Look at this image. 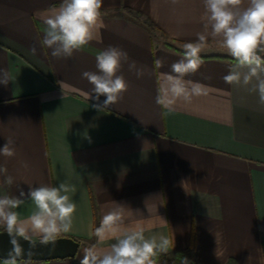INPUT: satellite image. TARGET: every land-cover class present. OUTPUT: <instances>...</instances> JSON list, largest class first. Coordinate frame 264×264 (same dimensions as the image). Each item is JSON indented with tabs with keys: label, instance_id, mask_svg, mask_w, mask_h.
Here are the masks:
<instances>
[{
	"label": "crops",
	"instance_id": "1",
	"mask_svg": "<svg viewBox=\"0 0 264 264\" xmlns=\"http://www.w3.org/2000/svg\"><path fill=\"white\" fill-rule=\"evenodd\" d=\"M61 3L0 0V81H7L0 83V148L9 138L16 145L14 157L0 155L14 178L8 187L0 173V195H19L17 185L25 192L73 185L77 208L62 236L78 240L80 249L104 252L120 230L143 228L147 238L169 240L161 253L170 256L189 250L199 264H264V106L252 85L224 82L235 63L228 53L200 51L199 68L184 79L201 93L172 111L156 103L184 45L208 35L204 0H103V27L92 41L70 58H55L40 41L44 20ZM126 8L149 18L156 31ZM215 44L220 38L209 35L204 47ZM109 46L126 52L144 75L137 78L125 63L118 74L128 90L99 111L95 105L106 97L96 100L82 73L97 71L96 55ZM117 208L121 221L98 241L95 229ZM17 211L26 217L32 206ZM17 264L79 263L74 257Z\"/></svg>",
	"mask_w": 264,
	"mask_h": 264
},
{
	"label": "clouds",
	"instance_id": "2",
	"mask_svg": "<svg viewBox=\"0 0 264 264\" xmlns=\"http://www.w3.org/2000/svg\"><path fill=\"white\" fill-rule=\"evenodd\" d=\"M242 3L243 0H204L207 16L203 28L208 35L199 34L196 42L184 45L183 56L171 65L170 73L164 74L156 96L158 105L172 111L178 101L190 102L194 95L201 93L199 84L184 77L199 68L198 54L210 35L220 38L222 47L235 61L223 76L224 82L244 87L251 84L249 91L256 93L258 103L264 106V0H248L246 7H241ZM102 6L103 0H62L59 9L44 20L41 46L51 49V56L55 58H70L83 50L92 41L94 32L103 27ZM35 51L33 47L32 52ZM95 59L97 71H85L82 76L93 86L96 100L106 97L102 105H95L104 111L128 90L127 80L118 74L123 65L127 63L128 70L135 72L137 78L144 75V70L137 68L135 61L129 62L128 54L114 46L98 52ZM154 67H162V62L155 60ZM0 83L7 84V81ZM0 155L9 158L16 155L13 139H7ZM0 173L5 174L4 184L11 187L14 178L7 175V168L0 166ZM17 189L19 195H0V227L12 244L9 258L3 264H17V258L22 256L18 238L31 240L38 236L47 244L69 233L77 208L69 195L75 188L66 181L57 186H29L27 192L19 185ZM28 202L32 211L22 217L17 210ZM120 221V208L104 215L94 231L97 240L104 241ZM113 239L115 242L104 252L95 246L86 247L81 264H155V257L166 251L170 243L165 236L147 238L143 228H124ZM183 264H189L186 258Z\"/></svg>",
	"mask_w": 264,
	"mask_h": 264
},
{
	"label": "water",
	"instance_id": "3",
	"mask_svg": "<svg viewBox=\"0 0 264 264\" xmlns=\"http://www.w3.org/2000/svg\"><path fill=\"white\" fill-rule=\"evenodd\" d=\"M23 254L17 260H53L74 258L79 252L81 243L69 236H61L54 243L44 244L40 239L24 240L18 238ZM11 238L0 229V259L7 260L12 250Z\"/></svg>",
	"mask_w": 264,
	"mask_h": 264
},
{
	"label": "trees",
	"instance_id": "4",
	"mask_svg": "<svg viewBox=\"0 0 264 264\" xmlns=\"http://www.w3.org/2000/svg\"><path fill=\"white\" fill-rule=\"evenodd\" d=\"M127 12L137 20L141 21L143 24H145L152 32H155L157 27L155 24L149 19L144 17L140 12H136L130 8H126ZM172 48L178 49L174 45L170 44ZM179 50V49H178ZM86 247H90L86 244H82L81 249L79 250L78 254L76 255L75 259L79 264H81L82 256H83V250ZM184 258H186L189 262V264H199L195 258L193 257L192 253L187 250V251H181V252H176L175 254L171 255L169 253H159L156 257L155 260H164L168 264H180L184 261ZM0 261L4 262L5 260L0 259Z\"/></svg>",
	"mask_w": 264,
	"mask_h": 264
},
{
	"label": "rangeland",
	"instance_id": "5",
	"mask_svg": "<svg viewBox=\"0 0 264 264\" xmlns=\"http://www.w3.org/2000/svg\"><path fill=\"white\" fill-rule=\"evenodd\" d=\"M200 51H215V52H220V51H223V52H226V50L222 47L221 44H215V45H211V46H207V47H202V49ZM227 53V52H226ZM221 57H228V56H225V55H220Z\"/></svg>",
	"mask_w": 264,
	"mask_h": 264
}]
</instances>
